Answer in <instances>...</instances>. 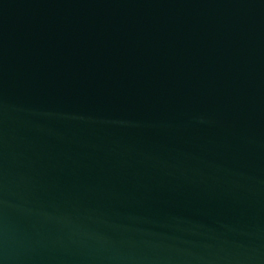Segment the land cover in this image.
Here are the masks:
<instances>
[{
    "label": "water",
    "instance_id": "water-1",
    "mask_svg": "<svg viewBox=\"0 0 264 264\" xmlns=\"http://www.w3.org/2000/svg\"><path fill=\"white\" fill-rule=\"evenodd\" d=\"M0 264H264V0H0Z\"/></svg>",
    "mask_w": 264,
    "mask_h": 264
}]
</instances>
